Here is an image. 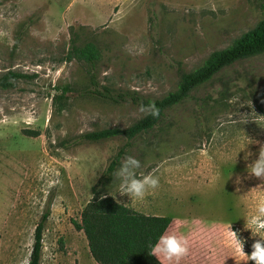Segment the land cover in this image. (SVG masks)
<instances>
[{
    "label": "rangeland",
    "instance_id": "obj_1",
    "mask_svg": "<svg viewBox=\"0 0 264 264\" xmlns=\"http://www.w3.org/2000/svg\"><path fill=\"white\" fill-rule=\"evenodd\" d=\"M263 16L264 0H0V76L26 75L0 89V264L28 263L45 213L39 264H98L74 224L95 194L172 219L166 231L184 235L189 251L161 264H253L236 252L229 226L250 254L260 237L245 218L264 202V180L247 172L264 144V53L223 68L133 138L78 136L142 119L116 95L163 97L180 71ZM86 42L100 53L93 81L71 54ZM104 86L114 99L91 92ZM246 136L259 143L246 146ZM121 148V162L140 161L138 176L159 178L143 199L117 193L114 175L98 182Z\"/></svg>",
    "mask_w": 264,
    "mask_h": 264
},
{
    "label": "trees",
    "instance_id": "obj_2",
    "mask_svg": "<svg viewBox=\"0 0 264 264\" xmlns=\"http://www.w3.org/2000/svg\"><path fill=\"white\" fill-rule=\"evenodd\" d=\"M71 52L74 57L88 66L90 79L93 81L92 70L100 56L98 48L92 42H86L81 46H73ZM262 53H264V16L253 28L235 38L227 47L210 53L197 68L188 72L180 71L176 88L163 97L147 99L136 94L116 95L120 101L129 100L138 106L155 102L159 110L158 116L146 115L125 129L103 128L88 131L79 135L78 139L95 142L120 134L133 138L141 132L148 131L159 123L167 109L185 101L193 89L211 80L220 70ZM25 76L23 73L8 70L0 76V89L14 87L16 82ZM69 89L70 87L63 86L60 95H56L55 98L60 99ZM102 90L105 93L97 88L91 92L100 97L114 99L107 87H102ZM123 155L124 148H121L109 162L99 183H102L104 178L108 179L114 175ZM45 218L46 213L35 227L34 241L27 264L40 263ZM171 221L168 216L141 214L116 202L109 195L95 194L82 211L80 221H74V224L77 229L83 231L90 255L98 264H161L154 255L150 254V249L157 237L165 233Z\"/></svg>",
    "mask_w": 264,
    "mask_h": 264
},
{
    "label": "clouds",
    "instance_id": "obj_3",
    "mask_svg": "<svg viewBox=\"0 0 264 264\" xmlns=\"http://www.w3.org/2000/svg\"><path fill=\"white\" fill-rule=\"evenodd\" d=\"M145 115H151L156 117L159 115L155 102L148 105L141 104L138 109ZM247 145L259 143L255 140H250L247 136ZM246 148V147H245ZM244 148V149H245ZM243 150V149H242ZM251 155L246 153L245 159ZM141 167L140 161L133 157L127 156L120 164L119 168L115 171V179L119 181V190L117 193L121 195H128L131 198L143 199L150 189H156L159 186V178L153 174L140 175L137 174V169ZM247 172L264 180V144L260 145L258 157L248 165ZM246 225L252 227H246L251 230L256 228L257 235L260 239L255 240L252 244V251L250 254H245L243 251V245L245 241L238 238L236 232L230 230L232 240L235 246V250L238 254L247 256L248 261H252L253 264H264V237L259 235L260 231H264V202L258 203L255 209V214L245 218ZM253 235V234H252ZM253 235V236H257ZM188 240L184 235H177L175 232H167L159 235L155 243L151 246L150 254L157 257H165L166 259H179L188 254Z\"/></svg>",
    "mask_w": 264,
    "mask_h": 264
}]
</instances>
